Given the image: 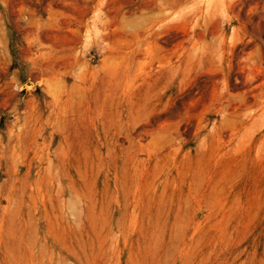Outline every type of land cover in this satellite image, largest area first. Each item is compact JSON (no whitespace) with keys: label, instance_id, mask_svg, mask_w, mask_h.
Returning a JSON list of instances; mask_svg holds the SVG:
<instances>
[{"label":"rangeland","instance_id":"374dc122","mask_svg":"<svg viewBox=\"0 0 264 264\" xmlns=\"http://www.w3.org/2000/svg\"><path fill=\"white\" fill-rule=\"evenodd\" d=\"M0 264H264V0H0Z\"/></svg>","mask_w":264,"mask_h":264}]
</instances>
